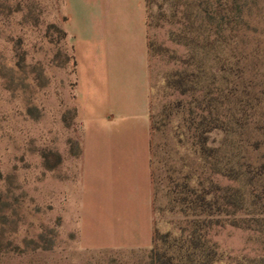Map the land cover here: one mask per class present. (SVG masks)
<instances>
[{
  "label": "rangeland",
  "instance_id": "obj_1",
  "mask_svg": "<svg viewBox=\"0 0 264 264\" xmlns=\"http://www.w3.org/2000/svg\"><path fill=\"white\" fill-rule=\"evenodd\" d=\"M62 19L60 0H0V264H150L154 220L160 233L184 220L170 203L164 166L168 153L175 157L173 127L189 109L196 118L219 117L207 147L219 148L222 164L240 174L213 177L197 154V183L239 190L243 209L227 219H264V0H146L151 116L164 157L154 218L143 187L137 195L128 180L88 197L81 211L82 128ZM192 54L205 58L202 70L194 61L188 68L201 82L182 97L167 81ZM209 102L211 116L203 111ZM209 239L217 264L264 257L258 232L226 224Z\"/></svg>",
  "mask_w": 264,
  "mask_h": 264
},
{
  "label": "crops",
  "instance_id": "obj_2",
  "mask_svg": "<svg viewBox=\"0 0 264 264\" xmlns=\"http://www.w3.org/2000/svg\"><path fill=\"white\" fill-rule=\"evenodd\" d=\"M75 62L84 200L128 180L151 207L150 73L146 0H60ZM123 187V183H121ZM151 221V219H150Z\"/></svg>",
  "mask_w": 264,
  "mask_h": 264
},
{
  "label": "trees",
  "instance_id": "obj_3",
  "mask_svg": "<svg viewBox=\"0 0 264 264\" xmlns=\"http://www.w3.org/2000/svg\"><path fill=\"white\" fill-rule=\"evenodd\" d=\"M192 29L193 26L183 28L182 42L188 39L186 35ZM59 32L63 37H66L62 28ZM184 45L186 46V43ZM156 51L162 53L160 47ZM149 52L150 45L148 44V55ZM193 55H190L185 61L181 60V65H185L186 68L173 71L167 81V86L182 97L195 92L197 85L201 82V73L195 74L190 72L188 68L196 63L198 65L197 69L202 70L201 66L205 58L201 60L202 57L198 58L196 56V62L195 55ZM211 105L212 102H209L207 108L203 110L204 112L209 110L208 114L210 116L213 113ZM181 107L182 104L178 103L177 109ZM74 113L76 117V112ZM193 116L194 110L189 109L187 116L182 117L180 122L173 127L172 138L175 144V157L168 153L166 160L170 159L169 164L171 165L167 166L166 164L164 166L166 167L165 172L168 173L169 191L174 194L170 203L177 205L175 207L179 208V214L184 220L178 223L175 232L166 233L158 231V223L156 224L154 220L152 246L149 251L150 264H217L219 259L218 250L216 245L209 239V233L213 228H221L226 224L241 230L264 234V219H227L228 216L241 212L243 209V200L240 198L238 189L221 186L209 179L206 184L201 181L199 184L197 183L195 165L197 154L203 164L209 166L208 170L213 177L238 181L240 174L235 173L232 168L227 170L226 166L222 164L221 158L218 157L219 148L207 147L206 135L214 130L221 129L219 117L215 116L207 120L204 117L196 118ZM150 120V173L153 186L154 218V215H159L158 213L161 211L154 207V203L163 189L164 179L161 175L163 165L160 166V163L164 160V157L159 156L160 145L155 142L158 128L155 126L156 124H152L151 99ZM179 150L183 151V154H180ZM81 153L80 145L75 156L77 160L80 159ZM162 155L164 156L165 153L163 152ZM241 264H264V257L257 259L243 257Z\"/></svg>",
  "mask_w": 264,
  "mask_h": 264
}]
</instances>
